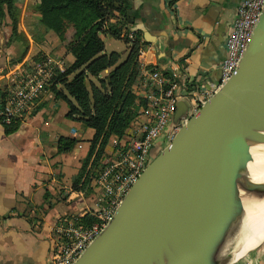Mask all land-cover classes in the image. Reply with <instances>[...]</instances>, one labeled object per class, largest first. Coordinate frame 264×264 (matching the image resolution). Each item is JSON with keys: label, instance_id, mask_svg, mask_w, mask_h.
Returning a JSON list of instances; mask_svg holds the SVG:
<instances>
[{"label": "crops", "instance_id": "0c3cea01", "mask_svg": "<svg viewBox=\"0 0 264 264\" xmlns=\"http://www.w3.org/2000/svg\"><path fill=\"white\" fill-rule=\"evenodd\" d=\"M28 1L31 3L23 1L25 7ZM121 1L127 5V17L122 19L115 12L109 22L118 24V37L109 32L102 36L119 39L124 47L119 45L115 48L120 47V51L107 52L100 36L103 53H119L122 61L132 46L122 36L127 30L135 34L139 48L150 47L147 59L162 73L168 71L174 79L187 76L201 90L216 88L225 41L241 0ZM20 29L28 47L15 62L9 61L11 54L20 55L24 48L9 43L7 29L0 31L4 35L0 38V89L8 73L32 65L36 55L55 57L63 72L73 62L66 48L72 32L59 38L49 31L43 41L35 43L25 27ZM140 83L133 86V92ZM50 86L39 94L14 132L5 134L0 124V264H49L61 220L81 216L93 208L91 190H74L72 178L80 171L94 130L67 117L65 100L56 97ZM56 89L74 102L61 85ZM60 137L74 138L77 143L70 152L58 153ZM233 259H238L233 264H264V235Z\"/></svg>", "mask_w": 264, "mask_h": 264}, {"label": "water", "instance_id": "95a60500", "mask_svg": "<svg viewBox=\"0 0 264 264\" xmlns=\"http://www.w3.org/2000/svg\"><path fill=\"white\" fill-rule=\"evenodd\" d=\"M186 110L178 101L172 122ZM263 131L264 7L230 78L151 159L74 264H213L242 214L247 140L264 143Z\"/></svg>", "mask_w": 264, "mask_h": 264}, {"label": "built area", "instance_id": "2783aa9c", "mask_svg": "<svg viewBox=\"0 0 264 264\" xmlns=\"http://www.w3.org/2000/svg\"><path fill=\"white\" fill-rule=\"evenodd\" d=\"M264 7V0H241L231 23L226 41L225 56L220 64V77L213 91L201 90L187 76L174 79L147 59L149 46H140L135 58V70L141 83L134 93L144 100L138 116L130 123L128 131L117 147L114 159L99 173L95 184L102 192L99 207L90 209L96 220L90 224L79 222L76 216L63 218L56 227L55 244L49 264H74L88 244L102 231L111 219L123 197L153 157L151 150L173 138L178 128L214 91L225 84L244 54L253 28ZM110 18H105L101 30H106ZM131 43L137 38L133 32L122 31ZM63 72L61 62L46 55L27 67L8 73L4 88L0 89V124L19 121L45 88ZM178 101L187 104L186 115L174 124L173 114ZM94 186V182L93 185ZM95 192V190H94ZM96 205V206H97ZM86 214V213H85Z\"/></svg>", "mask_w": 264, "mask_h": 264}, {"label": "trees", "instance_id": "16d2710c", "mask_svg": "<svg viewBox=\"0 0 264 264\" xmlns=\"http://www.w3.org/2000/svg\"><path fill=\"white\" fill-rule=\"evenodd\" d=\"M22 2L23 0H0V22L6 19L11 22L12 36L25 42L24 55L28 41L17 26L15 14ZM30 8L38 17L35 32L29 31L33 42L43 41L49 31H53L59 38L66 35L67 31L72 32L66 48L71 53L73 62L59 74L50 89L56 97L65 100L67 117L94 130L88 152L81 160L80 171L72 178V188L87 193L91 190L90 184L96 175L92 166L96 164L99 154L112 136L120 138L127 132L130 123L144 105V100L133 92V86L141 82L135 70L139 48L137 40L131 43L127 56L119 61V53H103L104 43L100 38V34L108 32L118 37V24L110 23L106 30H101V27L103 20L111 18L115 12L122 19L126 18L127 5L121 0H37ZM40 58L36 55L33 60L38 61ZM107 70L106 75L101 77ZM163 74L169 76L168 71L164 70ZM56 85H61L74 102L58 91ZM18 125L17 120L2 126L5 134H9ZM76 143L74 138L60 137L57 140V152L68 153ZM78 220L90 224L96 219L86 213Z\"/></svg>", "mask_w": 264, "mask_h": 264}, {"label": "bare ground", "instance_id": "6f19581e", "mask_svg": "<svg viewBox=\"0 0 264 264\" xmlns=\"http://www.w3.org/2000/svg\"><path fill=\"white\" fill-rule=\"evenodd\" d=\"M247 143L251 160L236 181L237 201L242 214L214 249L213 264L229 248L233 260L236 254L264 235V143L254 140H247Z\"/></svg>", "mask_w": 264, "mask_h": 264}, {"label": "rangeland", "instance_id": "374dc122", "mask_svg": "<svg viewBox=\"0 0 264 264\" xmlns=\"http://www.w3.org/2000/svg\"><path fill=\"white\" fill-rule=\"evenodd\" d=\"M33 2H35V0H31V5H32ZM31 5H30V2L28 1L26 3V7H25L24 6V2H22L19 5V8L16 9L15 14H16V20H17L18 28L20 29L22 27H25V30H28V31L32 30V32L34 33L35 32L34 31L35 23L38 20V17L31 10V8L29 9V6L31 7ZM5 29H7L9 34H10L9 43H12V44L15 43L16 45L24 48L25 42L23 40L15 37V36H12V33H11V31H12L11 30V22L9 20H7V19L5 21L0 22V31H4ZM102 35L103 34H100V36H102ZM3 36L4 35L2 33H0V38H2ZM102 38L105 40V43L107 44L106 45V47H107L106 51L107 52H109L110 49H114L116 51H120V50H118V49H120V47L119 48H115V47H117L119 45L124 47V42L120 41L119 39L113 38L112 36L106 35V36H102ZM110 40H112V41H110ZM22 56H23V50L21 51L20 55L15 56V55L11 54L9 61L10 62H15V60L18 61V60H20L22 58ZM40 57L42 58L43 56H40ZM58 76H59V74H57L56 78ZM94 82L96 83V81H94ZM186 112L187 111H185V112H183V114H181V116L179 117L177 123H179V121L181 119H183V117L186 115ZM122 138H123V136L120 137V138H116V137L112 136V138H110L109 141L107 142V144L105 145V147H104L103 151L101 152V154H99V157H98V160H97L96 164L94 166H92V170H93V172L96 175H95L94 179L92 180V183L94 182V186L91 187V192H89L90 193L89 195H91L94 209L99 207V204L97 205V201H98V199L100 198V196L102 194V192H100V191L98 192V190H97V188H99V187L96 186V184H95L96 178L99 175V173L106 167V165H108L110 163V161L112 159H114V155L116 154V150H117V147H115V143L121 141ZM168 143H169V141H166L162 146L157 147L153 151V157L156 156ZM94 156H95V153L93 154V157ZM90 166H91V162H90ZM94 190H95V192H94ZM93 208H89L85 212L86 213L90 212L91 211L90 209H93ZM231 250L232 249L229 248L226 251V253L219 260H217L216 264H233V263H235L239 258L235 259V260L234 259L232 260L231 259L232 256H230L231 255L230 254ZM253 250H250V251H253ZM250 251H248V252H250ZM248 252H246V253H248Z\"/></svg>", "mask_w": 264, "mask_h": 264}]
</instances>
